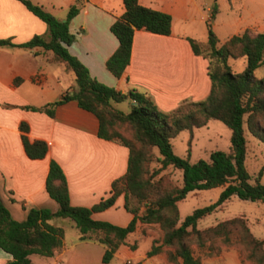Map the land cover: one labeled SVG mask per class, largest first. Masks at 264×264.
Returning <instances> with one entry per match:
<instances>
[{"label":"trees","instance_id":"16d2710c","mask_svg":"<svg viewBox=\"0 0 264 264\" xmlns=\"http://www.w3.org/2000/svg\"><path fill=\"white\" fill-rule=\"evenodd\" d=\"M20 1L45 22L46 32L33 34L20 43L9 37L0 38V46L40 47L50 51L51 59L61 62L74 75V83L58 99L40 107H26L53 116L55 105L74 99L98 118V136L125 145L129 154L125 173L112 181L107 196L91 206L70 203L65 174L53 159L49 162L45 188L57 203L55 210L32 207L26 218L18 221L0 200V247L11 254L3 264H29L31 253L52 255L61 246L64 235L62 226L47 222L53 217L70 218L79 232V239L103 244L102 260L105 263L125 242L127 234L135 229L139 220L157 224L147 254L165 252L173 264H202L204 257L217 255L223 248L231 247L239 250L244 262L264 264V241L252 232L243 216L226 217L204 227L197 225L200 218L222 206L232 195L264 203V183L259 182L261 170L252 183L244 164L245 129L264 143V71L261 77L254 75L255 69L264 65V31L245 29L218 44L207 23L205 43L189 38L193 51L202 53L208 60L210 91L206 98L185 101L166 113L158 110L144 92H120L99 81L69 52L67 45L76 36L69 28V21L78 10L77 3L70 5L62 20L41 4ZM122 1L124 11L110 26L118 39V46L105 61L107 69L115 76L121 75L129 62L136 29L162 34L171 31L169 13L144 6L138 0ZM231 58L245 59L242 71H232ZM19 80L17 77L14 81ZM126 99L131 100L128 111L116 105ZM209 119H219L229 127V148L213 149L207 159L199 158L194 162L176 154L172 137L188 130L190 139L193 128L205 125ZM19 127L26 155L29 158L44 157L48 143L40 138L29 139L25 121ZM155 148L159 153V166L150 172L149 164ZM168 165L181 170V185L165 187L160 178L154 180V176ZM216 186H222V189L214 201L195 207L180 218L178 200L193 189ZM120 193L124 196V208L132 214L126 225L92 217V212L111 206Z\"/></svg>","mask_w":264,"mask_h":264},{"label":"crops","instance_id":"0c3cea01","mask_svg":"<svg viewBox=\"0 0 264 264\" xmlns=\"http://www.w3.org/2000/svg\"><path fill=\"white\" fill-rule=\"evenodd\" d=\"M32 1L59 19L66 17L69 5L77 3L78 10L69 21L71 32L76 34L67 45L69 52L99 81L120 92H144L158 110L166 113L185 101L202 100L210 91L208 60L202 53L193 51L189 38L205 43L210 21L218 44L245 29L264 31L261 16L250 6L251 0H138L144 6L169 13L171 31L162 34L136 29L129 62L121 75L115 76L107 69L105 61L118 46L110 26L124 11L122 0ZM205 12H211L210 21L205 19ZM45 32V22L22 1L0 0V38L9 37L20 43L33 34ZM49 54L50 51L40 47L0 46V200L18 221H23L32 207L57 208L45 188L52 159L65 174L73 205L91 206L107 196L112 181L121 177L127 167L128 148L98 136V118L80 107L76 100L55 105L53 116L26 107H40L56 100L74 83L73 73ZM17 77L20 80L16 83ZM124 103L122 107L117 106L128 111L131 100L126 99ZM22 121L28 124L29 139L40 138L48 143L44 157L26 155L19 127ZM197 128L200 127L192 130L191 137ZM182 131L190 136L188 130ZM123 202L124 196L120 193L111 206L91 215L126 225L132 214L124 208ZM62 221L59 217L47 220L64 228L61 246L49 256L29 254V264H173L165 252L147 254L156 235V223L137 220L135 229L105 263L103 244L81 240L79 232L73 241H68ZM10 258L11 254L0 247V264ZM202 264L248 263L242 260L238 249L231 247L204 257Z\"/></svg>","mask_w":264,"mask_h":264},{"label":"rangeland","instance_id":"374dc122","mask_svg":"<svg viewBox=\"0 0 264 264\" xmlns=\"http://www.w3.org/2000/svg\"><path fill=\"white\" fill-rule=\"evenodd\" d=\"M250 6L258 11L257 13L262 18L260 21L262 23L261 25H263L262 29H264V0H251ZM69 7L70 5L66 8V11H68ZM62 20H64V18H62ZM209 27L211 29L213 27L211 21L209 22ZM244 63L245 60L243 58L229 59V65L234 72L242 71ZM263 71L264 65H261L255 69L254 75L256 77H261ZM116 105L122 107L125 103L121 101ZM199 127L200 128L195 129L193 137L190 139L188 138L189 134L187 131H181L172 137L173 150L176 154L181 157H188L189 161L194 162L199 158L207 159L209 157V149L217 148L226 150L229 147L230 129L225 123L219 119H210L207 125ZM245 138L247 146L244 164L250 174L249 181L252 183L255 182V177L258 176V172L261 170L259 182L264 183V143L252 135L247 129H245ZM154 151V158L149 164L150 172L159 166V153L156 148ZM159 178L165 187L181 185V170L172 165H168L154 176V180ZM220 189L221 186H216L189 191L183 199L178 200L177 205L180 218L182 219L195 207H200L214 201L218 197ZM234 215L243 216L249 223L252 232L256 236L263 237L264 239V203L258 199H242L236 195H232L222 206L200 218L197 225L199 227H204ZM59 219L63 220L62 225L65 227L68 241H73L78 233L73 221L68 217H59ZM70 224H72L73 227H71ZM46 264L48 263L46 262Z\"/></svg>","mask_w":264,"mask_h":264},{"label":"built area","instance_id":"2783aa9c","mask_svg":"<svg viewBox=\"0 0 264 264\" xmlns=\"http://www.w3.org/2000/svg\"><path fill=\"white\" fill-rule=\"evenodd\" d=\"M205 19L207 20V21H210V19H211V12H208L206 15H205ZM129 262V261H128ZM57 264H59V263H57Z\"/></svg>","mask_w":264,"mask_h":264}]
</instances>
